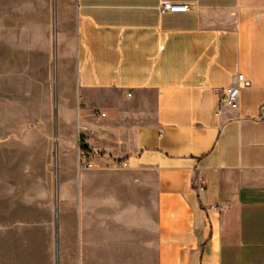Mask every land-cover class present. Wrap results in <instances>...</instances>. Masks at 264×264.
Instances as JSON below:
<instances>
[{
    "label": "crops",
    "instance_id": "1",
    "mask_svg": "<svg viewBox=\"0 0 264 264\" xmlns=\"http://www.w3.org/2000/svg\"><path fill=\"white\" fill-rule=\"evenodd\" d=\"M64 1L76 141L128 166L81 172L80 209L54 228L0 195V264H264V0ZM237 73L247 85L222 105ZM26 223L49 242L25 262L1 233Z\"/></svg>",
    "mask_w": 264,
    "mask_h": 264
},
{
    "label": "rangeland",
    "instance_id": "2",
    "mask_svg": "<svg viewBox=\"0 0 264 264\" xmlns=\"http://www.w3.org/2000/svg\"><path fill=\"white\" fill-rule=\"evenodd\" d=\"M60 2L0 0L3 210L25 220L34 212L36 221H48L52 228L57 227L59 210L80 209V173L89 171L77 167L76 72L72 45L63 41L61 21V11L65 14L71 1ZM66 21L70 34L71 18ZM89 119L85 118V125ZM70 215L62 217L63 227H75L74 214ZM47 233V227L28 223L3 229L4 245L12 248L15 243L17 252L4 258L26 262L33 257L28 250L33 240L41 248L48 245Z\"/></svg>",
    "mask_w": 264,
    "mask_h": 264
},
{
    "label": "built area",
    "instance_id": "3",
    "mask_svg": "<svg viewBox=\"0 0 264 264\" xmlns=\"http://www.w3.org/2000/svg\"><path fill=\"white\" fill-rule=\"evenodd\" d=\"M161 11L184 12L188 10V5H179L172 2H164L161 5ZM247 85L241 73L233 75L230 85L222 88L219 94V100L222 105L235 106L240 89ZM261 110L264 111V103L261 105ZM220 112V110L218 111ZM264 116V115H263ZM77 154V167L79 170H108L117 171L128 166L127 160L113 156L111 154L95 152L84 147L83 139L79 137Z\"/></svg>",
    "mask_w": 264,
    "mask_h": 264
},
{
    "label": "trees",
    "instance_id": "4",
    "mask_svg": "<svg viewBox=\"0 0 264 264\" xmlns=\"http://www.w3.org/2000/svg\"><path fill=\"white\" fill-rule=\"evenodd\" d=\"M85 147V146H84ZM86 148V147H85Z\"/></svg>",
    "mask_w": 264,
    "mask_h": 264
}]
</instances>
